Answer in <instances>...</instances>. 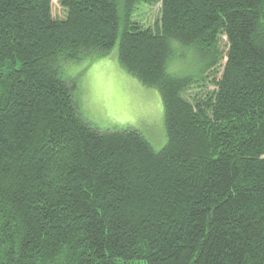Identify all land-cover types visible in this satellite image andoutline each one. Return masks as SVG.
<instances>
[{"label": "trees", "instance_id": "16d2710c", "mask_svg": "<svg viewBox=\"0 0 264 264\" xmlns=\"http://www.w3.org/2000/svg\"><path fill=\"white\" fill-rule=\"evenodd\" d=\"M56 2L0 0V264H264V0ZM116 45L160 94L159 151L78 109L67 67Z\"/></svg>", "mask_w": 264, "mask_h": 264}, {"label": "rangeland", "instance_id": "374dc122", "mask_svg": "<svg viewBox=\"0 0 264 264\" xmlns=\"http://www.w3.org/2000/svg\"><path fill=\"white\" fill-rule=\"evenodd\" d=\"M54 14L60 15L56 0ZM159 6L135 5L133 20L148 27L158 17ZM225 50V44L222 43ZM168 64V69L178 76L195 71L196 53L190 48L180 50ZM67 78L73 87L78 109L83 118L99 132H115L135 129L142 133L155 151L166 144L164 109L159 92L143 86L128 74L118 62L117 45L105 57L84 60L67 67ZM207 83L202 88L192 89V94L212 91Z\"/></svg>", "mask_w": 264, "mask_h": 264}]
</instances>
